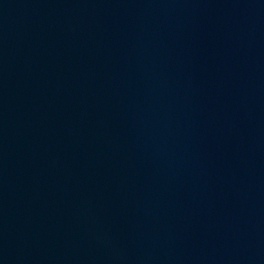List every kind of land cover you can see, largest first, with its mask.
<instances>
[{
	"label": "water",
	"instance_id": "obj_1",
	"mask_svg": "<svg viewBox=\"0 0 264 264\" xmlns=\"http://www.w3.org/2000/svg\"><path fill=\"white\" fill-rule=\"evenodd\" d=\"M0 264H264V0H0Z\"/></svg>",
	"mask_w": 264,
	"mask_h": 264
}]
</instances>
